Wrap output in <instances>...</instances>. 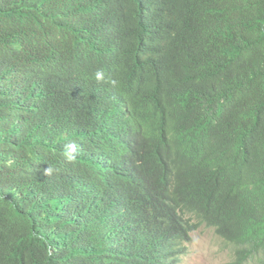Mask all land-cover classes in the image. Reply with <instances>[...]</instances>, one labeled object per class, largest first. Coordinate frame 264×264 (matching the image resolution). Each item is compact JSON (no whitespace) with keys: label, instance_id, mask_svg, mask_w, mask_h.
I'll return each mask as SVG.
<instances>
[{"label":"trees","instance_id":"obj_1","mask_svg":"<svg viewBox=\"0 0 264 264\" xmlns=\"http://www.w3.org/2000/svg\"><path fill=\"white\" fill-rule=\"evenodd\" d=\"M201 226L264 264V0H0V264H180Z\"/></svg>","mask_w":264,"mask_h":264},{"label":"rangeland","instance_id":"obj_2","mask_svg":"<svg viewBox=\"0 0 264 264\" xmlns=\"http://www.w3.org/2000/svg\"><path fill=\"white\" fill-rule=\"evenodd\" d=\"M186 246L187 252L180 264H238L234 263L233 247L218 237L212 228L201 226L191 234V241ZM258 259L256 256L244 264H261Z\"/></svg>","mask_w":264,"mask_h":264},{"label":"clouds","instance_id":"obj_3","mask_svg":"<svg viewBox=\"0 0 264 264\" xmlns=\"http://www.w3.org/2000/svg\"><path fill=\"white\" fill-rule=\"evenodd\" d=\"M95 79L98 82H102L105 79L103 71H97L95 73ZM78 145L75 142H70L64 146V149L62 150V155L65 160L68 162L73 161L76 158V152H77ZM53 172V169L51 167H47L44 169V175L48 176L51 175Z\"/></svg>","mask_w":264,"mask_h":264}]
</instances>
